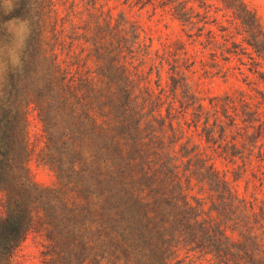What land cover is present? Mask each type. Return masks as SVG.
Masks as SVG:
<instances>
[{"label": "trees", "instance_id": "16d2710c", "mask_svg": "<svg viewBox=\"0 0 264 264\" xmlns=\"http://www.w3.org/2000/svg\"><path fill=\"white\" fill-rule=\"evenodd\" d=\"M123 3L0 4V46L6 21L28 28L0 86V264L31 232L43 264H264V19L248 0ZM137 5L184 34L156 38ZM237 74L249 90L206 92ZM31 108L48 186L28 167Z\"/></svg>", "mask_w": 264, "mask_h": 264}, {"label": "rangeland", "instance_id": "374dc122", "mask_svg": "<svg viewBox=\"0 0 264 264\" xmlns=\"http://www.w3.org/2000/svg\"><path fill=\"white\" fill-rule=\"evenodd\" d=\"M251 7H253L257 13L264 19V0H248ZM18 0H0L1 7L4 8L6 12L12 10ZM124 0H110V4L118 10L124 8ZM136 12L142 13L143 18L149 22L154 28L155 37L158 38L159 35L166 37L167 34L172 33L174 28L176 33L184 34L181 31V26L174 22L170 17L164 18L161 11L159 10L155 15L150 14L152 12L151 6H146L143 10L140 6H136ZM172 24V28H171ZM6 37L3 38V44L0 46V86L3 82L10 66L17 61V55L21 50L27 33L28 28L26 23L21 18H13L6 23ZM158 43V41H156ZM159 44V43H158ZM247 60V58H245ZM234 66H238V62H233ZM237 73V70L235 71ZM248 76L255 77L252 73L246 70ZM244 76L237 74V77L226 80L223 77L216 76L211 77L207 80L206 92L213 94H223L228 91H232L235 88L241 87L242 89L249 90L248 85L243 80ZM248 78V79H249ZM264 89V85L260 86ZM29 146L31 156L28 161V167L31 176L35 182L42 186H48L54 184L56 181L55 172L49 164H47L44 149H45V136L43 132L42 123L37 115V112L31 108L30 110V137ZM217 166L226 173V177L231 182V184L242 194L249 195L252 191L251 188L247 189V180L253 179L251 173L246 174L245 177L239 178L237 172H233L232 166L227 165L225 162L217 161ZM239 178V179H237ZM44 249V239L41 235L36 232H31L27 238L22 242L20 247L15 252L14 264H43L41 252ZM179 264H209L208 262H190L189 260H183Z\"/></svg>", "mask_w": 264, "mask_h": 264}]
</instances>
